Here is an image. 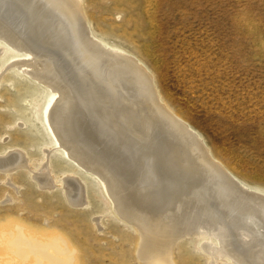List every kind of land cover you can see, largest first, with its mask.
I'll use <instances>...</instances> for the list:
<instances>
[{
  "label": "bare ground",
  "instance_id": "6f19581e",
  "mask_svg": "<svg viewBox=\"0 0 264 264\" xmlns=\"http://www.w3.org/2000/svg\"><path fill=\"white\" fill-rule=\"evenodd\" d=\"M4 49L15 59L9 66L42 85L38 97L50 95L44 110L50 145L90 173L111 212L136 229L142 262L174 264L179 238L195 235L203 237L198 245L210 264L223 258L264 264V193L214 159L161 101L134 56L94 36L81 0H0V55ZM49 153L44 149L38 169L23 149L1 153L2 183L17 189L9 175L25 170L40 188L53 190ZM58 186L72 207H87L79 176L67 174ZM25 227L6 242L0 237L4 260L78 264L65 238L27 234Z\"/></svg>",
  "mask_w": 264,
  "mask_h": 264
},
{
  "label": "rangeland",
  "instance_id": "374dc122",
  "mask_svg": "<svg viewBox=\"0 0 264 264\" xmlns=\"http://www.w3.org/2000/svg\"><path fill=\"white\" fill-rule=\"evenodd\" d=\"M81 4L94 36L134 56L153 77L161 101L199 134L214 159L242 184L264 193V0ZM3 53L0 154L23 149L38 169L48 148L56 188L42 189L25 170H17L8 179L14 189L2 183L0 173V237L5 240L26 226L27 234L65 238L78 264H147L136 253V229L111 212L90 173L50 145L53 137L44 124L50 95L38 97L42 85L9 66L13 54ZM67 174L81 178L86 208L72 207L64 198L58 185ZM203 242V237L181 236L173 249L174 264H210L198 245ZM4 247L0 264H10L3 258ZM32 259L25 263L36 262ZM221 264L236 263L223 258Z\"/></svg>",
  "mask_w": 264,
  "mask_h": 264
}]
</instances>
